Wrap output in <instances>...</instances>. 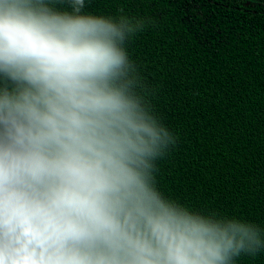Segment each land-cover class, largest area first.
I'll return each mask as SVG.
<instances>
[{
	"label": "clouds",
	"instance_id": "obj_1",
	"mask_svg": "<svg viewBox=\"0 0 264 264\" xmlns=\"http://www.w3.org/2000/svg\"><path fill=\"white\" fill-rule=\"evenodd\" d=\"M85 7L0 0V264H234L264 251L259 227L158 190L178 141L126 48L150 22Z\"/></svg>",
	"mask_w": 264,
	"mask_h": 264
},
{
	"label": "trees",
	"instance_id": "obj_2",
	"mask_svg": "<svg viewBox=\"0 0 264 264\" xmlns=\"http://www.w3.org/2000/svg\"><path fill=\"white\" fill-rule=\"evenodd\" d=\"M84 12L150 22L126 48L178 141L158 190L264 238V0H86ZM234 264H264V251Z\"/></svg>",
	"mask_w": 264,
	"mask_h": 264
}]
</instances>
